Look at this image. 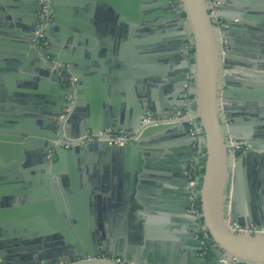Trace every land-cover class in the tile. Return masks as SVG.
Returning a JSON list of instances; mask_svg holds the SVG:
<instances>
[{
  "label": "water",
  "instance_id": "95a60500",
  "mask_svg": "<svg viewBox=\"0 0 264 264\" xmlns=\"http://www.w3.org/2000/svg\"><path fill=\"white\" fill-rule=\"evenodd\" d=\"M49 1L52 17L44 30L45 52L65 64L79 86L61 82L50 61L32 50L39 0H0V94L9 104L16 100L17 108L7 111V106V112L16 114H4L0 125L1 147L16 151L8 163L35 166L31 180L35 183L39 176L50 177V168L51 176L57 178L60 168L73 167L70 160L76 153L87 156L94 149L113 156L125 154L134 165L145 139L173 134L185 157L184 170L191 159L203 165L194 196L202 230L217 257H225V264L232 258L236 264H264V234L229 227L235 223L260 228L264 221L258 214L248 215V220L236 216L235 168L246 154L230 144V139L239 141L233 131L238 119L226 103L228 86H264V0H217L212 7L209 0ZM210 10L225 27L216 25ZM254 35L259 42L247 44L246 58L233 59L225 51L224 44L233 50L238 37ZM93 86L170 87L159 95L148 89L145 98L127 112L118 98L109 103L110 109L94 102L104 94L95 95ZM68 94L73 95L71 108L62 120V108L70 103L65 98ZM147 114L154 119L178 115L179 120L141 127ZM226 118L233 121L226 122ZM56 122L68 137L112 127L139 130V136L126 145L98 142L86 148H64L53 142ZM193 143L198 156L193 154ZM19 181L20 192L25 193L30 180ZM91 192L86 186L82 193ZM38 193L33 191L32 198L41 204L28 209L14 206L8 216L44 210L48 228L42 229L41 220L0 222V264H138L125 259L118 262L104 238L92 236L87 219L93 209L91 197L77 198L76 204L74 197L62 198L59 191H53L43 204ZM189 214L198 224L196 214ZM11 226L25 231L2 235Z\"/></svg>",
  "mask_w": 264,
  "mask_h": 264
},
{
  "label": "crops",
  "instance_id": "0c3cea01",
  "mask_svg": "<svg viewBox=\"0 0 264 264\" xmlns=\"http://www.w3.org/2000/svg\"><path fill=\"white\" fill-rule=\"evenodd\" d=\"M253 37H238L233 50L224 44L225 51L231 53L233 59H244L249 53L247 44L259 42L258 37ZM96 68L99 69L97 65ZM241 70L245 71V68ZM169 87L132 86L129 89L128 86H93V93H102L104 97L96 96L92 100L103 102L105 105L102 107L110 109L109 103L118 98L129 112L145 98L144 93H148V89H154L159 95ZM220 91H223V86ZM226 92L228 110L238 119L233 131L246 154L235 168L236 216L248 220V215L258 214L264 221V86H228ZM7 101L0 94V125L4 123L1 120L4 114L13 115L14 112L8 110H17L16 100H12V104ZM232 121L228 118L227 122ZM1 129L0 136L3 133ZM174 136L167 134L154 140L145 139L140 151L142 154L134 157V165L125 154L113 156L100 149L92 150L87 156L76 153L70 160L73 167L60 168L57 178L51 176L50 168V177L39 176L35 183L31 180L35 177L36 167L8 163L16 151L0 145V222L41 220L44 222L42 229H47L48 217L42 214L44 210L35 213L29 209V216H8L14 206L29 208L36 202L41 204L37 199L33 200V191L35 194L39 191L43 204L48 193L53 191H59L62 198L74 197L76 204L79 203L77 198L91 197L93 209L87 218L91 222V234L103 237L107 250L116 258L138 264H218L219 258L212 246L200 243L199 223L189 214L192 211L188 207L190 187L184 170L185 157L181 145L173 141ZM192 149L198 156L196 143ZM192 162L193 159L189 164ZM198 168L203 169V165ZM20 178L30 180L25 193L20 192ZM49 178L54 182L47 181ZM86 186L93 193H82ZM68 189L72 193H68ZM11 227L1 231L2 235H8L6 231L14 236L19 233L17 230L25 231L22 227Z\"/></svg>",
  "mask_w": 264,
  "mask_h": 264
},
{
  "label": "built area",
  "instance_id": "2783aa9c",
  "mask_svg": "<svg viewBox=\"0 0 264 264\" xmlns=\"http://www.w3.org/2000/svg\"><path fill=\"white\" fill-rule=\"evenodd\" d=\"M40 9L38 11V27L35 29L32 38H31V45L32 50L39 54L40 56H44L47 60L50 61L52 64L54 71L57 73L58 78L61 82H65L67 85H70V87L77 88L79 84L75 81V79L70 75L67 66L65 64L60 63L58 60H52V57L48 55L45 50L48 47V42L46 41L44 37V30L45 26L51 21V11H50V1L49 0H39ZM215 4H217V0H209V5L212 7ZM211 14L213 15L212 18L216 19V25L219 28H223L226 26L225 22L219 18L217 19L214 15V11L210 10ZM225 48V45H224ZM67 100L70 101L69 104L65 105L62 108V114L61 118L62 120L66 117L68 112L71 108V100L73 98L72 94H68L65 97ZM176 120H179V116H171L168 119H164L163 116H157L156 119L151 114H147L142 117L141 119V127H144L148 124H156L161 122H174ZM228 121V118H226V122ZM56 137L53 140L54 144L60 145L64 148H71L74 146H78L81 148H86L90 144L98 143V142H106L109 145L118 144V145H126L133 143L137 137L139 136V130H123L118 129L116 127L112 128H106L104 130L98 131V132H86L81 136L78 137H68L64 130L62 125L59 122H56ZM230 144L237 146V147H243V144L240 141H234L230 139ZM188 174V182L190 184V195L189 200L191 202L190 204V210L194 212L198 218V223L200 227V236L204 240V245L206 247L210 246L211 244L208 243L207 238L205 236V232L202 230V222L199 219V203L198 200L195 198V189L194 185L196 183L197 178L201 173H198V165L195 163H190L187 170ZM229 227L235 230L236 232L241 233H249V234H264V227L256 228L254 225H250L249 227L242 228L239 225L233 223L229 224ZM118 262H121V258H115ZM220 264L227 263V260L225 257L219 258ZM237 260L232 258L230 261H228V264H236ZM127 264H131L127 262Z\"/></svg>",
  "mask_w": 264,
  "mask_h": 264
},
{
  "label": "trees",
  "instance_id": "16d2710c",
  "mask_svg": "<svg viewBox=\"0 0 264 264\" xmlns=\"http://www.w3.org/2000/svg\"><path fill=\"white\" fill-rule=\"evenodd\" d=\"M203 169L198 168V173H202Z\"/></svg>",
  "mask_w": 264,
  "mask_h": 264
}]
</instances>
